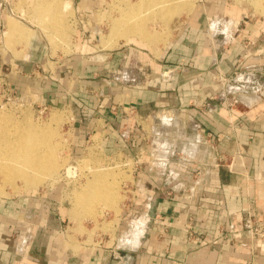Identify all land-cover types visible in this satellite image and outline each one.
Masks as SVG:
<instances>
[{"label":"crops","instance_id":"obj_1","mask_svg":"<svg viewBox=\"0 0 264 264\" xmlns=\"http://www.w3.org/2000/svg\"><path fill=\"white\" fill-rule=\"evenodd\" d=\"M68 1L76 20L96 24L109 4ZM6 2L0 16L9 29ZM222 4L195 3L155 53L127 43L108 52L53 56L35 32L24 44L0 48V67L11 68L1 74L2 84L18 93L41 92L52 106L72 112L74 154L92 132L105 152L135 161L122 240L137 245L74 248L62 208L50 196L32 207L43 210V220L28 217L25 229L24 201L0 196V264H264V241L244 222L264 219V98L246 102L230 91L231 82L224 84L247 67L264 68V39L259 31L250 42L242 32L232 44L216 39ZM133 57L144 76L135 71L134 81L116 79ZM165 112L177 125L159 122Z\"/></svg>","mask_w":264,"mask_h":264},{"label":"rangeland","instance_id":"obj_2","mask_svg":"<svg viewBox=\"0 0 264 264\" xmlns=\"http://www.w3.org/2000/svg\"><path fill=\"white\" fill-rule=\"evenodd\" d=\"M1 1L6 2L5 0H0V3ZM39 1L40 0H16L15 4L12 5L6 3L8 5L6 7H8L9 10L7 12L9 14L7 15L8 19L10 20L8 27L9 29H7V27L5 28V20L3 19V21L0 22V48L3 47L4 50H7L12 43L14 45H16L15 43L24 44L25 40L27 41V38L24 40L22 39L23 37L20 38V35L22 29H25L28 34L35 32L38 38H40L42 42H45V46H48L49 53H51L53 56L69 55L73 51L87 53L88 50H102L104 52H108L116 48H124L127 43L137 46L142 50H149L155 53L156 51L158 52V50L163 48L164 45L172 38L175 27L180 24L183 18L187 16L190 10H192L195 3L200 0H182L181 2L184 3V7H182L179 12L172 14L169 19H166L164 17L162 18L161 16L157 15L155 4L153 5V3H150L148 0H109V4L104 10L103 16L97 24L93 22L87 23L86 21L79 22L78 20H76L75 11L68 0H46L48 2V7L50 5L53 6V8H60V15H52L49 12L47 15L44 14V12L46 13V11H44L40 16L39 13H42L40 9L35 10L34 8L36 3ZM220 1L223 3L221 5L222 16L218 19L220 21L218 22V25H215L213 28L216 34L220 33L218 36H216V39H218L219 41H223L224 37H227V41L230 40L229 42L232 44L235 37L236 39L238 38L240 32H242V36L245 37V40H248L250 36L258 31L260 32V41L264 39V0ZM65 6L67 8H65ZM43 7H45L43 9L46 10V4ZM131 7L133 8L134 13H137L132 16L130 15L131 17L128 15L127 17H125V13L129 11V8L131 9ZM37 11L38 13H36ZM122 15L127 18L123 19L124 22L126 20L130 25H127L124 22V24L122 23ZM143 17L146 18V20ZM56 18L58 19L56 20ZM115 20L122 23V28H124L125 24L126 27H131L132 25L139 26L136 24H143V27L141 26L142 30L139 32L136 29L131 32L130 28H126V32L127 34H129L127 38L124 36H127V34L124 33H118L119 35L115 34L113 36V31H116V29L118 28L117 25L120 23L118 22L117 24ZM92 26L94 28H92ZM114 27L116 29H114ZM143 28L144 30L146 29L147 31H145L150 35L155 34L157 36H162L165 41L158 44L156 42H154L155 44L153 42H146V40L142 36V31H144ZM261 43L264 46V40ZM2 55L3 54L0 52L1 59ZM130 61L131 64L129 63L128 67H133L134 73L135 71L138 72L135 68L136 64H139L136 63L137 58L133 57L130 59ZM127 65L128 64H126V66ZM4 66L7 65L4 64ZM9 71H11V68L0 67V76H2L1 74L9 73ZM231 87L232 86H230V89L233 90L232 92L237 93L234 92V87ZM50 103L51 102L49 101H45L44 96L41 92L18 93L11 88H7L6 84H2L0 82L1 135L2 131H4L3 128H5L7 124H9L8 126H6L5 130L8 129L11 123H14L13 120L15 121V123H17V121L18 123H25L28 119L31 118L28 122H31L36 126L38 124V128H47L46 125H49V129L53 127V130L54 128L56 130H54L53 132V134L55 133L56 136L53 134L51 135V141L54 142H52V145L49 144L50 146H52V149H50H55L56 152L53 150L52 153L55 158L57 157L56 160L59 159L60 161H57L59 167L56 168V172H54L53 174L48 173L50 177L46 173L43 174V172H41V174H43L42 176L46 174L48 178L42 177L41 179V177H38L39 175L41 176V174L36 175V171L38 170L34 171L33 169H30V176L33 175L31 173L34 171V175L38 177L39 180L45 179L43 181L40 180L39 183H36L38 179H36L34 176H31V178L33 180L36 179V182H34L32 179V181L29 180L30 177L28 179L27 177L25 178L22 176H17L16 178L13 177L15 179L14 181H11L12 183H10V181H6L5 178H3L4 175L2 174V172H0V196L3 198L13 196L17 198L19 197L21 199V204L22 201H24V212L22 213L21 218L25 221L23 222L24 229L27 227V221L29 220L32 221L33 219V222L43 220V210L37 209L38 206L43 205V199L47 196H50L53 204L62 208V217L60 218V220L64 225V232L66 233V236L72 247L77 248L79 244H94L99 246L100 248H105L107 250L117 247L120 248L119 250H123V248H129L128 250H130V248H135L137 245L132 241H130L131 244L128 245L122 240V238H125V234H127L126 231L129 230V227H127V225L129 219L131 218L125 215L124 208L126 203L130 201V197L132 195L134 184L133 180L135 175V161L133 159H128L121 154L116 155L111 154L110 152H105L100 146L98 135H93L92 132L85 135L86 139L84 141L86 147L79 154H74L71 147L74 135L72 129V126L74 125L72 112L70 110L62 109L57 105L52 106V104ZM167 114L168 113L165 112L164 114H162V116L160 115L161 117H159V122H164L163 126L169 129V127H171L172 125H177V120H169L171 116ZM8 131V133H10V131L12 132V130ZM57 132L59 133V135L56 134ZM49 145H47V148L50 147ZM90 150H92V152ZM89 155L93 156L90 157ZM107 166H109V169L106 168ZM95 167H100L99 172H104L111 169L110 172H112V175H110L111 177L109 178L111 182L113 181V176L118 177L117 179H115L116 177H114L113 182L116 181L119 194V200L116 202L117 204H114V206L116 207L118 205L119 208H114L113 206H109L110 208H103V202L96 201L97 203L95 202V204L93 202L95 206L92 207L93 210L90 208L92 210L91 212V210H87L90 207V205H87L89 203H84L85 205L82 203V207V204L80 205L79 203H77V199L75 200V197H77V193L86 186L85 184H87V180L93 178V174L98 172V169L96 168V171ZM91 169H95L96 172L94 171L93 173ZM102 169L104 170L101 171ZM68 170L71 171V174ZM25 181H30L32 183L34 182L35 184L34 186H32V183H26ZM33 205H36L37 209L32 210ZM84 206L86 207V209L84 208ZM81 207L82 209L84 208L87 212L89 211V216L85 210H81ZM100 209L101 211H103L101 212ZM81 211L82 214L83 212L86 214L81 215ZM95 214L97 215L95 216ZM28 217H30L29 220H27ZM252 219L254 220V217H252ZM260 220L263 219H259V221ZM244 222H246L247 224L245 225V228L250 231V234L254 238L264 241V236L260 237L255 232V228L253 227V224L250 222V220L246 221L244 219ZM262 230L264 231V228H262ZM134 236L136 235H133V239L135 238Z\"/></svg>","mask_w":264,"mask_h":264},{"label":"bare ground","instance_id":"obj_3","mask_svg":"<svg viewBox=\"0 0 264 264\" xmlns=\"http://www.w3.org/2000/svg\"><path fill=\"white\" fill-rule=\"evenodd\" d=\"M150 3H153V5L155 4V6H156V13H157V15H159V16H161L162 18L164 17V18H170V16L172 15V14H174V13H177V12H179L180 11V9L182 8V7H184V3L183 2H181L182 0H148ZM260 1V0H259ZM46 2V3H45ZM148 2V3H149ZM181 2V3H180ZM48 2L46 1V0H40L39 2H37L36 3V5H35V10H38V9H40V11L42 12V13H39L40 14V16H41V14H43V12L44 11H46V13L44 12V14H47L48 15V12L49 13H51L52 15H60V12H59V9L60 8H53V6H50L49 5V7H48V4H47ZM144 3V2H143ZM149 3V4H150ZM45 4H46V10H44L43 8H45V7H43V6H45ZM157 4V5H156ZM51 5H53V4H51ZM67 5H68V3H67ZM136 5V4H135ZM183 5V6H182ZM54 7H55V5H54ZM135 7V6H134ZM139 7V6H138ZM188 7H190V6H188ZM65 8H67L66 6H65ZM42 9H43V11H42ZM124 9V8H123ZM34 10V11H35ZM125 10V9H124ZM123 12V11H122ZM36 13H38V11L36 12ZM137 13V12H136ZM136 13H134V11H133V8L131 7V9L129 8V11H127L126 13H125V17H127V15L128 16H132V15H135ZM142 13V12H141ZM50 14V15H51ZM49 15V16H50ZM139 15V14H138ZM123 15H122V20L123 19H127V18H125ZM130 16V17H131ZM53 17V16H52ZM55 17V16H54ZM59 17V16H58ZM139 18V17H138ZM144 18V17H143ZM58 18H56V20H57ZM145 20H146V18H144ZM117 20H119V19H117ZM121 20V21H122ZM116 21V20H115ZM114 21V22H115ZM137 21H138V19H137ZM117 22V24H118V22H120V21H116ZM115 22V23H116ZM124 22V20L122 21V23ZM134 22V21H133ZM122 23L120 22L117 26H118V28L116 29L115 27H114V29H116V31L114 32L113 31V36L115 35V34H118V33H124V34H127V29L128 28H130L131 29V32L132 31H134L135 29L139 32V31H141L142 30V25H140V24H136V25H139V26H135V25H132L131 27H126V24L127 25H130L129 24V22L127 23V21L125 20V22L124 23H126L125 25H124V28H122ZM123 23V24H124ZM134 24V23H133ZM142 26V27H141ZM56 27V26H55ZM113 27V26H112ZM127 28V29H126ZM114 29H112V30H114ZM124 29V30H123ZM126 29V30H125ZM143 30H144V28H143ZM146 30V29H145ZM142 31L143 32V35H142V33H141V35L144 37V39L146 40V42H148V43H154V42H156L157 44L158 43H160V42H163V41H165L164 40V38L162 37V36H157V35H150L148 32H146V31ZM136 31V32H137ZM130 32V33H131ZM123 34V35H124ZM137 34V33H136ZM169 34V33H168ZM112 35V34H111ZM119 35V34H118ZM128 35L129 34H127V36L126 35H124L126 38L128 37ZM140 35V34H139ZM140 35V36H141ZM124 36H122V37H124ZM21 37H23L22 39H26L27 37H29L28 36V32L26 31V30H22V32H21V35H20V38ZM117 37V36H116ZM115 38V37H114ZM118 38H119V36H118ZM125 38V39H126ZM112 42V41H111ZM155 44V43H154ZM153 44V45H154ZM155 47V46H154ZM10 117V116H9ZM3 118H5V117H3ZM27 118H30V117H27ZM61 118V117H60ZM15 119V118H14ZM26 119V118H25ZM31 119V118H30ZM30 119H28L27 120V122H25V123H18V121H17V123H15V121L13 120V124L11 123V125H10V127H8V129H6L5 130V128H6V126H8L9 124H7L6 126H5V128H3L4 129V131H2V135H1V132H0V172H2V174L4 175V177L3 178H5V180L6 181H10V183H12L11 181L13 180L14 181V179L17 177V176H22V177H27L28 179H29V177H30V179L29 180H31L32 178H31V176L33 177H35L36 179H38V181L36 182L35 180H33L34 182H36V183H39V181L42 179V177H47L48 178V176L50 177V175H48V173L49 174H53L54 172H56V168L57 167H59L58 166V164H57V161H59V159H57L56 160V158H55V156L53 155V150L55 151V149H53V150H51L52 148V146H50V145H52L53 143L52 142H54V141H51V135L53 134V132H54V130H55V128H54V130H53V127H51L50 129H52V130H50L49 129V125H46L47 126V128L45 127H41V128H38V124H37V126L36 125H34L33 123H31V122H28V121H30ZM57 119V118H56ZM59 119V118H58ZM10 120V119H9ZM22 120H23V118H22ZM5 121H6V119H5ZM11 121V120H10ZM32 122H33V120H32ZM6 124V123H5ZM39 126H41V125H39ZM4 127V126H3ZM1 128V127H0ZM3 129H1V130H3ZM8 130H12V132L10 131V133L12 134H10V133H8L9 131ZM56 131V130H55ZM57 135H59V133L57 132L56 133ZM53 135H55V133L53 134ZM56 136V135H55ZM57 138V137H56ZM52 139H53V136H52ZM55 140V139H54ZM58 140V139H57ZM61 140V139H60ZM51 142V143H50ZM55 142H57V141H55ZM50 144V145H49ZM47 145H49L50 147L49 148H47L48 146ZM56 145V144H55ZM91 145H93V144H91ZM54 147V146H53ZM51 148V149H50ZM90 149V148H89ZM89 151V150H88ZM91 152H92V150H90ZM95 151V150H94ZM56 152V151H55ZM91 155V154H90ZM89 155V156H90ZM61 156V155H60ZM60 156H59V158H60ZM93 156V155H92ZM92 156H90V157H92ZM87 159H90V158H87ZM92 159V158H91ZM60 162V161H59ZM62 164V163H61ZM60 164V165H61ZM62 166V165H61ZM101 167V166H100ZM99 167V168H100ZM109 166H107L106 168L107 169H109L108 168ZM70 168V167H69ZM97 167H95V169H96ZM99 168H97L98 169V172H96L97 171V169H96V171H95V169H91V171L94 173V171L96 172V173H91V174H93V178H91L90 180H87V184H85L86 186L82 189V190H80L78 193H77V197H75V200L77 201V203H79L80 205L83 203H85V204H87V203H89V204H87V205H90V207H89V209H87V210H91L92 209V207H95L94 206V204H95V202L96 201H102L103 202V204H104V207L103 208H105V207H107V208H110L109 206H113L114 208H117L118 207V205L115 207L114 206V204L119 200V194H118V188H117V185H116V181L115 182H113L114 181V177H116V176H113V181L111 182L110 180H109V178L111 177L110 175H112V172H110V170H108V171H104V172H99ZM30 169H33L34 171L35 170H38V171H36V175H38V174H41V172H43V174L44 173H46L44 176H42L43 174H41V176L39 175L38 177H41V179L39 180V178L38 177H36L35 175H34V171L31 173V174H33V175H31L30 176V172H31V170ZM59 170V169H58ZM104 169H102L101 171H103ZM30 171V172H29ZM69 172H70V174H71V171L70 170H68ZM39 172V173H38ZM68 173V172H67ZM28 174V175H27ZM52 176V175H51ZM125 176V175H124ZM13 177H15V178H13ZM19 177V178H20ZM118 177H116L115 179H117ZM88 179V178H87ZM31 180V181H32ZM43 180H45V179H43ZM43 180H41V181H43ZM119 180V179H118ZM123 180V179H122ZM26 182V181H25ZM27 182H30V181H27ZM26 182V183H27ZM32 183V182H30V183H32L33 185L32 186H34V184L35 183ZM118 182V181H117ZM121 182V181H120ZM27 185V184H26ZM118 185H120V184H118ZM83 187V186H82ZM119 187H121V186H119ZM119 189H121V188H119ZM121 191V190H120ZM121 194V193H120ZM75 196H76V194H75ZM122 198V197H121ZM93 202H94V204H93ZM76 203V204H77ZM92 203V204H91ZM97 203V202H96ZM83 204H82V207H83ZM84 204V205H85ZM102 204V203H101ZM117 204V203H116ZM86 205V206H87ZM79 207V206H78ZM82 207H81V210L83 211V210H85L86 209V207L84 206V208L82 209ZM87 207V208H88ZM91 208V209H90ZM112 208V207H111ZM119 208V207H118ZM98 209V208H97ZM96 209V210H97ZM93 210V209H92ZM92 210H91V212H92ZM95 210V209H94ZM99 210V209H98ZM97 210V211H98ZM107 210V209H106ZM82 211H81V215H83V214H86V213H84L83 212V214H82ZM86 211V210H85ZM88 211V212H89ZM100 211H101V209H100ZM99 211V212H100ZM103 211V210H102ZM101 211V212H102ZM87 212V211H86ZM87 212V213H88ZM94 213H95V211H94ZM98 213V212H97ZM92 215V214H91ZM90 215V216H91ZM97 214H95V216H96ZM84 216H86V215H84ZM88 216H89V213H88ZM94 216V217H95ZM92 217V216H91ZM135 237H138V234H136V236Z\"/></svg>","mask_w":264,"mask_h":264},{"label":"built area","instance_id":"obj_4","mask_svg":"<svg viewBox=\"0 0 264 264\" xmlns=\"http://www.w3.org/2000/svg\"><path fill=\"white\" fill-rule=\"evenodd\" d=\"M8 3V1L6 2ZM3 21V18L0 16V22ZM131 68V69H130ZM126 67L124 70L119 72L117 75H115V78L118 80H123L127 82H131L132 80H136V77H133L132 74L134 72L133 67ZM138 73H140L141 76H144L146 69L143 66H135ZM228 82H231V88L234 87V92H238L239 98L246 102H250L247 98H257V99H263L264 98V68L261 66H250L246 69L242 70L237 74L234 78L228 79L225 81V86ZM137 82H140V79H137ZM234 83V84H232ZM230 87V85H229ZM233 91V90H231ZM246 99H245V98ZM169 120H172V117L169 118ZM253 227L255 228V232L260 236H264V231L262 228H264V219L263 220H257L253 223Z\"/></svg>","mask_w":264,"mask_h":264}]
</instances>
